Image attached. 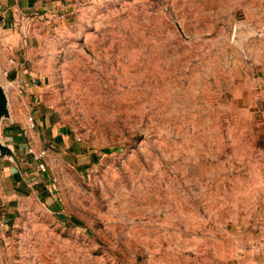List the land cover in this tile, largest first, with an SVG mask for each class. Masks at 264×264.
<instances>
[{
    "label": "rangeland",
    "instance_id": "obj_1",
    "mask_svg": "<svg viewBox=\"0 0 264 264\" xmlns=\"http://www.w3.org/2000/svg\"><path fill=\"white\" fill-rule=\"evenodd\" d=\"M68 1L69 25L37 27L22 60L51 143L43 189L6 178L0 264H247L263 143L239 101L264 0ZM30 156L0 157V179Z\"/></svg>",
    "mask_w": 264,
    "mask_h": 264
},
{
    "label": "crops",
    "instance_id": "obj_2",
    "mask_svg": "<svg viewBox=\"0 0 264 264\" xmlns=\"http://www.w3.org/2000/svg\"><path fill=\"white\" fill-rule=\"evenodd\" d=\"M59 12L66 15L61 31L70 21L69 8L64 7L63 3L47 0H0V85L6 87L10 111V118L3 120L1 125L2 140L14 150L16 156L22 157L30 152L33 161L42 151L49 150L51 139L47 137L49 125H44L42 118L34 119L32 114L35 111L30 107L36 85L29 78L31 73L28 72L35 71L36 68L22 60L29 59L31 46L38 44L37 27L48 29L47 22L43 19L45 15ZM247 71H254L257 79L254 85L246 88L239 104L252 111L251 118L256 126L254 136L263 143L260 150V172L264 177V62L253 65ZM9 76L11 80L8 79ZM30 117L35 122L32 129L28 126ZM34 164L35 166L24 164L20 172L15 169L4 170L3 178L0 179V201L1 198L5 200L7 196H11L10 191L13 190L12 185L8 186L6 178L16 181L22 175L28 188L43 189V185H38L39 179L37 181L41 171L35 161ZM262 214L264 215V209ZM261 242L264 243V219L255 236L252 259H247V264H264V249L259 247Z\"/></svg>",
    "mask_w": 264,
    "mask_h": 264
},
{
    "label": "built area",
    "instance_id": "obj_3",
    "mask_svg": "<svg viewBox=\"0 0 264 264\" xmlns=\"http://www.w3.org/2000/svg\"><path fill=\"white\" fill-rule=\"evenodd\" d=\"M63 6L69 8V6H70L69 1L68 0L65 1L63 3ZM43 19L47 22V27L50 31L58 33L60 31V28L63 25V23H65V21H66V15L63 12L62 13H60V12L59 13H53V14H50V16L45 15V18H43ZM28 126L31 129L34 128L35 122L33 120V117H30L28 119ZM48 152H49V150L42 151L38 156L35 157V159L38 160L41 156L46 155ZM39 168H40V170H42V172L46 171L44 169L43 165H40ZM259 247H262L264 249V243L263 242L259 243Z\"/></svg>",
    "mask_w": 264,
    "mask_h": 264
},
{
    "label": "water",
    "instance_id": "obj_4",
    "mask_svg": "<svg viewBox=\"0 0 264 264\" xmlns=\"http://www.w3.org/2000/svg\"><path fill=\"white\" fill-rule=\"evenodd\" d=\"M8 118H10L9 97L6 92V87L0 85V157L8 156L13 159L16 156L15 152L9 145H6L3 142L1 135V125L3 120Z\"/></svg>",
    "mask_w": 264,
    "mask_h": 264
}]
</instances>
